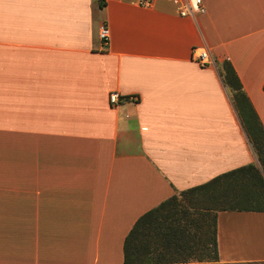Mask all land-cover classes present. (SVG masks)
Instances as JSON below:
<instances>
[{"label": "crops", "instance_id": "obj_1", "mask_svg": "<svg viewBox=\"0 0 264 264\" xmlns=\"http://www.w3.org/2000/svg\"><path fill=\"white\" fill-rule=\"evenodd\" d=\"M203 4L0 0V264H124L140 217L256 161L219 64L264 125V0ZM239 217L264 213L220 212L219 261L180 264L264 261L235 248Z\"/></svg>", "mask_w": 264, "mask_h": 264}, {"label": "trees", "instance_id": "obj_2", "mask_svg": "<svg viewBox=\"0 0 264 264\" xmlns=\"http://www.w3.org/2000/svg\"><path fill=\"white\" fill-rule=\"evenodd\" d=\"M256 161L176 193L133 226L124 264L216 263L218 214L264 213V125L229 61L219 64Z\"/></svg>", "mask_w": 264, "mask_h": 264}, {"label": "built area", "instance_id": "obj_3", "mask_svg": "<svg viewBox=\"0 0 264 264\" xmlns=\"http://www.w3.org/2000/svg\"><path fill=\"white\" fill-rule=\"evenodd\" d=\"M131 4L141 7V8H154L157 2L167 1L175 5L178 10V13L183 18L192 17L199 14H204L206 9L203 4V0H129ZM110 29L107 24H104L100 27V39L104 44H107L110 40ZM194 60L201 66H208L213 64V60L208 50L196 48L193 52ZM121 101V98L118 94H112L110 96L111 104L117 106Z\"/></svg>", "mask_w": 264, "mask_h": 264}, {"label": "rangeland", "instance_id": "obj_4", "mask_svg": "<svg viewBox=\"0 0 264 264\" xmlns=\"http://www.w3.org/2000/svg\"><path fill=\"white\" fill-rule=\"evenodd\" d=\"M235 228L236 236L238 237L235 248L238 253L244 257L261 259L264 257V217H239L231 222ZM230 224V225H231ZM229 225V224H226ZM245 228H251L248 233ZM249 239V241L246 238ZM243 264H264V261Z\"/></svg>", "mask_w": 264, "mask_h": 264}]
</instances>
